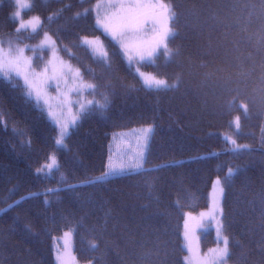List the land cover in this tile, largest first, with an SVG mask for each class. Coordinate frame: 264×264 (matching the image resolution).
<instances>
[{"label": "trees", "instance_id": "1", "mask_svg": "<svg viewBox=\"0 0 264 264\" xmlns=\"http://www.w3.org/2000/svg\"><path fill=\"white\" fill-rule=\"evenodd\" d=\"M31 1L24 15L41 18L40 29L17 31L15 0H0V39L38 44L51 34L63 60L95 85L87 98L107 95L110 104L78 121L60 147L58 127L23 81L0 74V264H56L54 240L70 230L82 263L185 264V215L208 208L217 176L229 263L264 264V0H164L173 12L171 55L138 62L176 84L158 90L98 28L90 8L99 0ZM83 37H102L107 57ZM145 125L154 127L145 168L87 186L106 171L112 136ZM225 134L249 150L233 151ZM50 156L57 165L36 175Z\"/></svg>", "mask_w": 264, "mask_h": 264}, {"label": "snow or ice", "instance_id": "2", "mask_svg": "<svg viewBox=\"0 0 264 264\" xmlns=\"http://www.w3.org/2000/svg\"><path fill=\"white\" fill-rule=\"evenodd\" d=\"M24 4V7H28L26 0H17V6ZM112 7L116 9L115 13L111 16H106L104 19H98L97 24L102 27L105 33L111 36V38L116 41L122 50L125 51L127 59L131 61L133 56L131 53H135L141 61L151 60L158 51L163 49L164 54L167 56L171 55V52L168 51V37L172 34V29L170 26V21L172 18L171 10L169 6L164 2V0H156L155 3H149L146 7L152 9V13L145 15L140 12L139 9L145 7V5L139 3H118L113 4ZM13 15V13H10ZM17 18L16 22L18 25L17 31L24 29L26 27H33L38 22L39 18H34L33 20L24 22L21 11H16L14 13ZM51 40L50 37L45 33V39L42 41V44H48ZM87 43V38H85ZM52 56L53 59L49 60L48 63L44 66L41 71H36L32 67V59L24 56V49L18 48L13 53L11 50L4 52L0 49V74H3L5 77H8L10 73L14 72L17 75L23 78L24 83L29 87V89H35L37 101L43 91V88L50 83H54L56 89L60 88L61 83L67 88V92L62 95L65 98H69L71 93H80L85 89H94L95 85L86 84L82 82L81 73L79 69L73 71L72 66L66 64L63 60L59 59L56 54L55 42H52ZM99 55L107 57L106 50L100 52ZM140 77L143 80V85L147 89L158 90L161 88H174L176 84H169L166 79L157 78L151 74H145L139 71V68L136 69ZM69 77L73 86L68 87ZM81 79L79 85L76 84V80ZM29 96L31 93L28 94ZM71 103V100H68ZM110 101L108 96H103V102L88 100L86 103H81L79 105V112L73 116L72 122L75 124L77 121H83L92 113L93 109H98L103 112L108 109ZM39 110V109H37ZM235 124L237 129L239 128V117L235 118ZM15 131V129H13ZM69 126L67 123L60 125L59 137L55 143L57 145L62 144L63 137L68 133ZM152 133V128L143 129L142 132L137 135V142L139 145V150L135 153L132 163L128 168H112L110 171L103 172L100 176L96 177L94 180H89L86 182L87 186H95L100 184L101 186L109 181L110 177H119L124 174L128 169L140 170L143 168L145 153L148 148L149 137ZM230 143L236 145V140L231 139ZM249 150L247 146L236 145L233 151H242ZM54 156H50L49 160H55ZM164 167V166H162ZM51 169L52 164L48 163L40 168L36 169V175H48V172L45 169ZM235 173L232 170H229L227 180H230ZM217 184L220 183L219 180L216 181ZM84 184H66L64 190L75 192L76 189L86 186ZM61 189H49V191H60ZM219 196L224 197V188L219 189ZM29 197H21L20 200L14 201L12 204L8 205V208L14 207L19 204L22 200L29 199ZM45 205L49 201H44ZM220 214H223V210L219 209ZM215 219V216L213 217ZM225 224L223 221H218L217 235L218 238L222 240L223 246H218L215 249H211L210 256L203 261V264H228L227 258L230 255L229 250V238L224 234ZM186 246L191 251V241L189 239L188 233H185ZM0 240H2V233H0ZM95 248V245H93ZM264 250V249H262Z\"/></svg>", "mask_w": 264, "mask_h": 264}, {"label": "rangeland", "instance_id": "3", "mask_svg": "<svg viewBox=\"0 0 264 264\" xmlns=\"http://www.w3.org/2000/svg\"><path fill=\"white\" fill-rule=\"evenodd\" d=\"M156 0H99L95 2L90 10L95 16L96 19V24L98 19H104L106 16H111L113 13H115L116 9L112 7L113 4H118V3H125V4H130V3H139L142 5H145V7L139 9L140 12L144 13L145 15L151 14L152 9L146 7L147 4L149 3H155ZM170 8L171 10V15L173 18V12L172 8L169 3L164 1ZM26 3L28 4V7H24V4H20L19 7L17 6V0H15L16 8L15 11H21L22 12V17L25 23L29 20H33L34 18H37L38 16H28L26 17L24 14L26 11H28L32 5L31 0H26ZM13 13V17L15 20L17 18L15 17ZM39 18V17H38ZM171 18V21H172ZM170 21V26L172 29V34L168 37L167 43L169 42V39L173 35V28L171 25ZM98 28L104 32L102 27L98 25ZM41 27V18H39L38 22L35 25V29L33 30V27L29 26L24 29H20L19 31H27L29 33H35L37 32ZM18 28V27H17ZM105 33V32H104ZM48 37L51 38V40L48 42V44H42V41L45 39V33L41 36L39 39V43H28L27 42H20L17 37L15 36H6L4 38L0 39V49H2L4 52H8L11 50L13 53H15V50L18 48H23L24 49V56L29 57L32 59V67L36 71H41L44 66L48 63L49 60L53 59L52 56V42H55L54 37L46 33ZM107 34V33H105ZM108 35V34H107ZM110 39L111 36L109 35ZM85 38H87V43L85 42ZM82 41L85 45L89 46L97 55H99L100 52H103L106 50V43L102 37H83ZM114 41V40H113ZM119 47L120 45L114 41ZM55 48H56V54L59 57V59L63 60L61 57L58 47L55 42ZM121 48V47H120ZM40 50H45V54H43V62H41V66L36 65L35 61L36 58H40ZM124 54L126 55L125 51L122 50ZM163 51L161 49L160 51L157 52L160 53ZM107 52V50H106ZM133 56V59L129 61L134 68V71L136 74L140 77L139 73L136 71L137 68H139L140 72H143L145 74H151L156 76L157 78L160 79H166L169 84H173L174 81H169L167 78L160 77L157 74H155L153 71H148L145 70L138 62H154V59L156 55L151 59V60H143L141 61L138 56L135 55V53H131ZM101 56V55H99ZM103 57V56H102ZM127 57V55H126ZM66 64H69L72 66L73 71L75 69H79L77 66H74L73 64L63 60ZM80 70V69H79ZM81 73V71H80ZM3 75V74H2ZM10 75H15L19 79L23 81V78L16 73L12 72L9 74ZM82 78V77H81ZM142 83L143 80L140 77ZM83 82V81H82ZM81 83V79L76 80V84L79 85ZM28 94L31 93V97L37 101L36 97V91L35 89H29V87L24 83ZM72 81L71 77H69V85L68 87H72ZM67 92V88L64 86L63 83H61L60 88L56 89V86L54 83L48 84L46 87L43 88V91L41 92L39 98H38V103L41 104V106L44 108V110L47 112L48 116L52 120V122L58 127V131H60V125L63 123H67L69 126V131L68 133L63 137V143L58 145L60 147H63L65 145V140L67 135L69 134L70 130L72 127H74L78 121L73 124L72 118L74 115H76L79 112V105L81 103H86L88 100L85 90H83L80 93H71L69 94V98H65L63 93ZM71 100V103L68 102V100ZM152 128V133L149 137L148 141V148L145 153L144 157V163H143V168L140 170H143L146 166V161H147V155L149 151V146H150V141L152 138V134L154 131L153 125H145L141 127H135L127 130H122L116 132L112 136V141L110 145V154L108 158V165L106 171H110L112 168H120V167H125L128 168V166L132 163L133 157L135 156V153L139 150V145L137 142V135H139L143 129L146 128ZM235 128L236 124H235ZM240 129V122H239V128ZM225 137L228 138L229 140L234 139V135H229L225 134ZM58 138L59 133H58ZM57 138V139H58ZM236 145L243 146L241 144H238L236 142ZM236 145H234L236 147ZM50 164L52 166L57 165V160H51ZM132 169H128L129 172ZM134 171V170H133ZM138 171V170H135ZM219 180L220 183L217 184L216 181ZM223 187L224 188V193H225V185H224V179L222 176H217L213 183H212V188L210 190V202L208 208L198 212V213H187L185 215V220H184V230H183V239H184V248L186 250V256H185V264H203V261L206 260L210 256V251L211 249H215L218 246L222 247L223 242L221 239L218 238L217 235V228H218V221H223V214L221 215L219 212V209L223 210V199L224 197L219 196V189ZM215 216V219L213 218ZM214 232V242H212L211 245L205 246L204 245V237L209 233V231ZM188 233L189 239L191 241V251L189 248L186 246L187 242L185 239V233ZM224 234L226 235L225 231ZM213 239V238H212ZM54 259L56 264H91L89 262H79L76 258L75 252H74V240H73V231H65L61 236H58L54 240ZM228 264L229 260L227 258Z\"/></svg>", "mask_w": 264, "mask_h": 264}]
</instances>
